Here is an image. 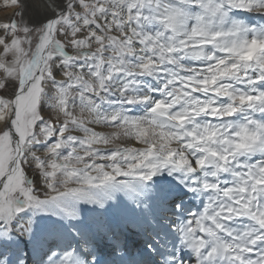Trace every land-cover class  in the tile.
Returning <instances> with one entry per match:
<instances>
[{
  "label": "snow or ice",
  "instance_id": "obj_1",
  "mask_svg": "<svg viewBox=\"0 0 264 264\" xmlns=\"http://www.w3.org/2000/svg\"><path fill=\"white\" fill-rule=\"evenodd\" d=\"M9 4L0 264H264V0Z\"/></svg>",
  "mask_w": 264,
  "mask_h": 264
},
{
  "label": "rangeland",
  "instance_id": "obj_2",
  "mask_svg": "<svg viewBox=\"0 0 264 264\" xmlns=\"http://www.w3.org/2000/svg\"><path fill=\"white\" fill-rule=\"evenodd\" d=\"M4 4H5L4 1L0 2V12L4 11V9H5V7H4L5 5ZM16 11H17V9L13 12V14ZM13 14H12L11 18H13ZM16 18L19 19V17H16ZM246 18L251 20L254 23H257V24L261 23L260 17L258 15H256V14H248ZM198 203L199 202L196 201V200H190L189 201L190 206H196V205H198Z\"/></svg>",
  "mask_w": 264,
  "mask_h": 264
},
{
  "label": "bare ground",
  "instance_id": "obj_3",
  "mask_svg": "<svg viewBox=\"0 0 264 264\" xmlns=\"http://www.w3.org/2000/svg\"><path fill=\"white\" fill-rule=\"evenodd\" d=\"M1 1H4L5 3V0H0V2ZM4 7H5L4 11L0 12V23L7 22L8 20H10L13 12L16 10L15 6H12L10 4Z\"/></svg>",
  "mask_w": 264,
  "mask_h": 264
}]
</instances>
